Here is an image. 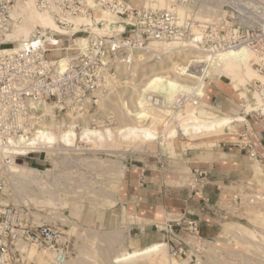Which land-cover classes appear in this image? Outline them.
Masks as SVG:
<instances>
[{"label": "built area", "instance_id": "built-area-1", "mask_svg": "<svg viewBox=\"0 0 264 264\" xmlns=\"http://www.w3.org/2000/svg\"><path fill=\"white\" fill-rule=\"evenodd\" d=\"M30 2L65 32L75 30L73 19L90 20L100 10L119 17L125 28L108 34L78 27L88 33L83 47L75 46L73 34L39 28L13 47L10 36L23 22L18 8ZM172 41H181L183 48L214 60L250 49L257 57L256 70L264 74V0H0V153L4 156L0 166L41 153L2 152L8 139L29 137L36 131L40 112L33 104L72 114L87 112L112 90L120 65L130 64L135 54L148 50L154 42ZM52 54L60 56L54 59ZM205 68L193 66L197 73ZM250 86L264 97L262 82L252 80ZM149 98L162 97L155 94ZM177 98L175 107L179 108L189 97ZM250 156L258 158L254 152ZM235 188L232 200L241 204L240 185ZM5 190L6 181L0 173V264H28L22 251L25 246L50 254L51 264H66L72 255L69 233L56 225L26 220L22 211L7 201ZM201 227L200 218L186 217L166 220L159 227L172 259L206 264Z\"/></svg>", "mask_w": 264, "mask_h": 264}, {"label": "rangeland", "instance_id": "rangeland-1", "mask_svg": "<svg viewBox=\"0 0 264 264\" xmlns=\"http://www.w3.org/2000/svg\"><path fill=\"white\" fill-rule=\"evenodd\" d=\"M20 8L22 9V7H19L18 10H21ZM33 8L38 13L49 16L46 13L38 11L34 6ZM39 28L51 31L49 28L35 25L29 33V38ZM67 31L69 32L68 35L75 34V37L86 38L88 35V33L79 30L68 29ZM90 31L94 30H89L88 32ZM95 32L112 33L110 31L97 30ZM12 38L10 41L14 42L13 47L22 42H17V39ZM72 43H68V46ZM158 49L162 50V48ZM59 56L60 54H52L51 58L55 59ZM147 57V60L139 64L137 69L135 68L133 71V73L135 72L134 76L132 75L133 73L122 68L121 65L119 66L114 87L104 96L109 95V97L103 98V100L100 98L97 107L85 112V115L89 118L88 124L90 126L117 127L120 125L121 113L119 114V107L121 106V101L128 102L129 106L133 107L136 96L132 85L141 84L145 78L144 75L149 71L147 67L156 64L160 58L165 59L166 56L165 54H161L160 56L149 54ZM256 62L257 57L255 55L252 60V67L255 70ZM256 73L264 76V74H260L258 71ZM247 78L249 80L244 84H241L239 79L233 80L225 74L215 75L214 79H208L207 100L206 102L199 103V109L206 110L217 116H229L222 112H215L210 106V98H212L215 91L223 90L224 92H229L239 110L255 114L252 111H247L246 108L248 103L255 102L252 95L253 91L256 90L251 88L250 82L252 80H260L263 83V81L260 78L258 79L257 76L251 77L248 75ZM129 82L130 84H127ZM246 90L248 97L243 95V92ZM50 110V112L45 113L48 114L45 119L48 123L56 119L57 121L55 120L53 124H57L63 120H67L66 124H69L72 117L78 116V113L72 114L70 110L59 111L52 108ZM50 113L55 119L51 118L52 115ZM70 113L72 115L71 118L68 117ZM38 115L40 119H37L34 127L35 130L44 121L40 117L42 114ZM90 116L93 118L92 120ZM162 125V122L158 123V128L160 129ZM180 125V122L173 120L167 124L164 131L166 133L172 128H179ZM78 126L81 127V125ZM66 129L67 127L65 126L59 128L54 125L52 131L56 135H59L61 131H65ZM221 135L212 134L191 139L178 133V139L174 143L175 147H169L168 149L160 147L157 143L131 145L132 147L130 145L123 146L121 145L123 143H119L121 146L117 145L114 148L112 146L110 148H107V146H102L104 148H101L99 146L101 150L98 147L92 148L91 146L83 149L81 144L80 148L82 150L77 151L71 148L73 151L69 150V154H65L64 152L67 147L57 144V150L55 149L53 152L34 153L29 155V158L25 160L24 157H19L18 161L13 164L39 170L41 173L38 176L37 182H23L19 183V187H15L7 175L6 166H0V173L6 181L5 193L8 196V201H10L11 205L13 204L22 211L26 220L56 225L69 233L72 255L68 260V264H114L113 259L124 250H133L139 247L135 242V236L130 234L127 225L129 220L133 221L132 214L127 212L130 209L132 210L133 206L132 204H128V189L125 184L126 173L125 171L122 173L126 153L139 151L151 153L163 149L165 153H169L173 158H178V153H180L181 149L196 148L197 146H202L203 148L215 146L216 141L223 138ZM199 143L203 144L194 145ZM63 147H65L64 150ZM126 150H129V152H125ZM2 152L3 154L9 152L18 154L15 151ZM0 158H4L2 153H0ZM257 166H260V164L255 162V167ZM179 170H184L183 166ZM34 174H37V172H34ZM254 174L255 176L248 181L240 183L242 203L235 204L233 202L232 195L236 191V188H232L231 197L223 205L228 214L212 221L215 225L205 223V228L201 229L202 237L205 240L203 250L206 264H264V180L261 178L262 172L256 174L254 171ZM37 198L40 201L39 203L35 202ZM50 201L56 203V209L48 205ZM123 208L125 211H123ZM56 215L61 218L67 217L68 219L65 222L56 218L52 219ZM238 226H245L246 233L244 232V234L246 235H243L244 237L242 236L243 233L241 236H237L232 232V229H236ZM250 231L253 234H250ZM182 235L192 240L187 234L182 233ZM160 242L166 241L163 239ZM29 249L31 250V255L27 251ZM29 249L26 250L30 258L27 262L30 264H42L35 258L47 255L48 253L34 250L30 247ZM168 257L169 262L167 264H184L175 259L170 262V254ZM135 264L153 263L145 260Z\"/></svg>", "mask_w": 264, "mask_h": 264}, {"label": "bare ground", "instance_id": "bare-ground-1", "mask_svg": "<svg viewBox=\"0 0 264 264\" xmlns=\"http://www.w3.org/2000/svg\"><path fill=\"white\" fill-rule=\"evenodd\" d=\"M21 12L25 18H23V22L18 26V29L10 36V38L13 37L17 39V42L28 39L30 31L35 25H41L44 28H49L61 34L69 33L60 29L51 17L38 13L33 8L32 2L26 7H22ZM72 22L76 24V28H74L76 31H78V27L85 29L88 26L94 31L118 33L122 32L125 28L123 21L119 17L110 14L106 10L96 12L90 20L75 18ZM74 38L76 42L75 46L83 47L85 45L86 38L75 36ZM159 45H161V47H159ZM183 47L184 45L181 41H172L169 43L154 42L149 46L148 50L135 54L130 64L121 65L122 68L133 73L139 64L148 59L147 56L149 54L154 56L165 54L166 56L165 59L160 58L156 64L147 67L149 71L144 75L145 78L142 80L141 84L132 85L136 96L135 105L130 107L128 102L121 101V106L119 107L121 122L117 127L90 126V124H88L89 118H87L85 112H78L77 117L74 115V117H72L71 113L68 114V117H72L69 124H66L67 120H60L62 122L53 124L56 119L50 113L52 115L49 114L51 118L55 120L48 123L45 120L48 114L45 113L51 111L50 107L44 104H33V109L42 114L41 118L44 119L43 124L41 123L36 131L29 137L20 135L17 139H8L2 151H15L18 152V154L24 155L28 154L30 151L50 153L56 149L57 144H62L61 146L65 145L67 147L64 152L65 154H69V150L73 151L74 149L78 151L87 146H91L92 148L98 147L99 149V146H101V148H104L102 146H107V148L112 146L114 148V146L117 147V145L136 146L157 143L160 147L162 146L168 149L169 147H175L174 143L178 139V133L192 139L212 134H223L226 130L232 129L235 122L243 121L245 118L242 116H217L206 110L199 109V103L206 102L208 94L207 80L214 79L215 75L225 74L233 80L239 79L241 84L249 80V78H247L248 75L251 77L257 76L258 79L260 78L263 81L264 85V76L257 74V71L252 67V60L255 56L254 52L250 49L243 48L238 52L226 54L224 57L214 60L202 52ZM158 48H162V50ZM194 64L206 65V68L202 72L197 73V71L193 69ZM134 74L135 72L132 75L134 76ZM127 84H130V82ZM247 90L243 92L245 97H248ZM253 92L252 98L255 102L246 105L247 111H259L261 114H264V97L258 91ZM155 94L157 97L162 98H149L150 95ZM180 95L188 96L189 98H186L184 104L177 108L175 107V102ZM104 96L105 95L101 96V100L109 97V95H106V97ZM92 119L93 118H91V120ZM173 120L180 122V127L172 128L165 133L164 128ZM161 122L163 125L159 129L158 123ZM54 125L59 128L65 126L67 129L61 131L59 135H56L54 131H52ZM78 125H81V127ZM119 143L123 144L120 145ZM81 144L82 148H80ZM64 149L65 147H63V150ZM125 152H129V150ZM13 164L15 163H10L7 166V175L15 187H19V183L23 182H37L38 176L41 173L39 170ZM124 168L125 165L122 168V173L125 171ZM261 168L263 167H255V173L258 174L262 172ZM34 172H37V174H34ZM35 202L39 203L40 201L37 198ZM48 205L56 209V203L50 201ZM156 216L157 220H160L162 218V213L159 211ZM55 218L63 222L68 219L67 217L61 218L57 215L52 219ZM245 231V226H238L236 229H232V232L237 236H241L242 233V236H245ZM250 234L253 233L250 231ZM27 249L29 248L25 246L22 250L23 254H25L24 259L26 261L30 259L27 251L29 255H31V250ZM168 255L167 243L157 242L144 248L138 247L133 250H124L113 259V263L135 264L148 260L153 264H167V262H169ZM35 259L42 264H51V256H49V254L36 257ZM171 261H173L172 258L170 259V262ZM68 262L66 264H68Z\"/></svg>", "mask_w": 264, "mask_h": 264}, {"label": "crops", "instance_id": "crops-1", "mask_svg": "<svg viewBox=\"0 0 264 264\" xmlns=\"http://www.w3.org/2000/svg\"><path fill=\"white\" fill-rule=\"evenodd\" d=\"M210 106L215 112L245 119L226 130L215 146L195 144L196 148L181 149L178 158L163 149L125 155L127 199L133 206L127 211L133 221L127 225L141 248L164 239L159 227L169 219L200 218L202 230L205 223L215 225L212 221L228 214L223 205L231 197V189L255 176V162L263 167L264 180V117L239 110L223 90L215 91ZM250 152L258 158H252ZM182 166L184 170H179ZM159 211L162 218L157 220Z\"/></svg>", "mask_w": 264, "mask_h": 264}]
</instances>
